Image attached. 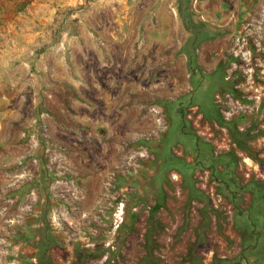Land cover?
I'll return each instance as SVG.
<instances>
[{"label": "rangeland", "instance_id": "374dc122", "mask_svg": "<svg viewBox=\"0 0 264 264\" xmlns=\"http://www.w3.org/2000/svg\"><path fill=\"white\" fill-rule=\"evenodd\" d=\"M0 264H264V0H0Z\"/></svg>", "mask_w": 264, "mask_h": 264}, {"label": "trees", "instance_id": "16d2710c", "mask_svg": "<svg viewBox=\"0 0 264 264\" xmlns=\"http://www.w3.org/2000/svg\"><path fill=\"white\" fill-rule=\"evenodd\" d=\"M233 134H234V135H233L234 139H235V138H237V137H236V136H237V133H236V134H235V133H233ZM235 140H236V139H235Z\"/></svg>", "mask_w": 264, "mask_h": 264}]
</instances>
